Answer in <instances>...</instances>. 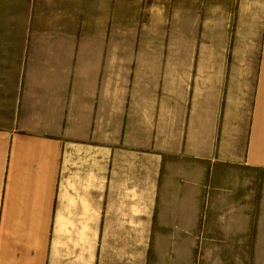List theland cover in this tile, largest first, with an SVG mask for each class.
I'll return each mask as SVG.
<instances>
[{"label": "crops", "instance_id": "crops-1", "mask_svg": "<svg viewBox=\"0 0 264 264\" xmlns=\"http://www.w3.org/2000/svg\"><path fill=\"white\" fill-rule=\"evenodd\" d=\"M0 264H264V0H0Z\"/></svg>", "mask_w": 264, "mask_h": 264}]
</instances>
